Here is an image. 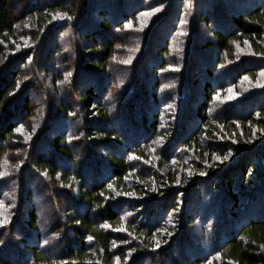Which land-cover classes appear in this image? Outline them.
<instances>
[{"label": "trees", "instance_id": "obj_1", "mask_svg": "<svg viewBox=\"0 0 264 264\" xmlns=\"http://www.w3.org/2000/svg\"><path fill=\"white\" fill-rule=\"evenodd\" d=\"M262 72L264 0H0V264H264Z\"/></svg>", "mask_w": 264, "mask_h": 264}, {"label": "snow or ice", "instance_id": "obj_2", "mask_svg": "<svg viewBox=\"0 0 264 264\" xmlns=\"http://www.w3.org/2000/svg\"><path fill=\"white\" fill-rule=\"evenodd\" d=\"M181 23H184V21H181ZM30 59H31V58H30ZM124 63H129V61H124ZM262 74H264V72H262ZM67 75L70 76L71 73H67ZM121 83H123V81H121ZM21 127H22V125H21ZM217 159H219V157H217ZM225 159H227V157H225ZM21 163H23V161H21ZM203 174H204V173H201V175H203ZM0 176H3V173H0ZM5 223H6V221H4V220H0V226H2V225L5 224ZM89 239H92V237H89ZM44 243L47 244L48 241L45 240ZM156 247H159V244H157ZM118 260H119V258H117V264H118ZM62 264H64V262H62Z\"/></svg>", "mask_w": 264, "mask_h": 264}, {"label": "rangeland", "instance_id": "obj_3", "mask_svg": "<svg viewBox=\"0 0 264 264\" xmlns=\"http://www.w3.org/2000/svg\"><path fill=\"white\" fill-rule=\"evenodd\" d=\"M195 172H196V173H200V172L202 173V172H203V169H198V170H196Z\"/></svg>", "mask_w": 264, "mask_h": 264}]
</instances>
